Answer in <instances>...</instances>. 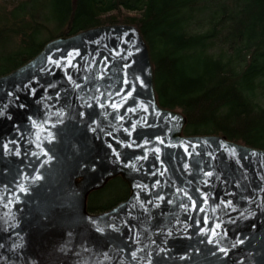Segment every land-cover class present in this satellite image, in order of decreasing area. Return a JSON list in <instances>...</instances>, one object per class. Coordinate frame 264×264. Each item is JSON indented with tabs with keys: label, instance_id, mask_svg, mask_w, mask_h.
<instances>
[{
	"label": "water",
	"instance_id": "water-1",
	"mask_svg": "<svg viewBox=\"0 0 264 264\" xmlns=\"http://www.w3.org/2000/svg\"><path fill=\"white\" fill-rule=\"evenodd\" d=\"M185 124L130 24L0 76V264H264V150ZM117 177L127 198L88 212Z\"/></svg>",
	"mask_w": 264,
	"mask_h": 264
},
{
	"label": "trees",
	"instance_id": "trees-1",
	"mask_svg": "<svg viewBox=\"0 0 264 264\" xmlns=\"http://www.w3.org/2000/svg\"><path fill=\"white\" fill-rule=\"evenodd\" d=\"M108 24L138 28L158 104L183 115L184 135L264 150V0H1L0 76L53 39ZM110 185L125 195L93 204ZM128 195L117 177L89 195L87 210L104 212Z\"/></svg>",
	"mask_w": 264,
	"mask_h": 264
},
{
	"label": "rangeland",
	"instance_id": "rangeland-1",
	"mask_svg": "<svg viewBox=\"0 0 264 264\" xmlns=\"http://www.w3.org/2000/svg\"><path fill=\"white\" fill-rule=\"evenodd\" d=\"M124 195V191L119 186L110 185L107 186L99 195L95 196L92 202L95 205H109L115 199H120Z\"/></svg>",
	"mask_w": 264,
	"mask_h": 264
},
{
	"label": "bare ground",
	"instance_id": "bare-ground-1",
	"mask_svg": "<svg viewBox=\"0 0 264 264\" xmlns=\"http://www.w3.org/2000/svg\"><path fill=\"white\" fill-rule=\"evenodd\" d=\"M102 190V189H101ZM100 191V190H99ZM89 198V197H88Z\"/></svg>",
	"mask_w": 264,
	"mask_h": 264
}]
</instances>
